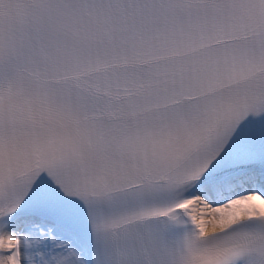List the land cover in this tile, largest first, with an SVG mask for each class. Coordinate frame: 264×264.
Returning a JSON list of instances; mask_svg holds the SVG:
<instances>
[{
	"label": "snow or ice",
	"instance_id": "6c2138e0",
	"mask_svg": "<svg viewBox=\"0 0 264 264\" xmlns=\"http://www.w3.org/2000/svg\"><path fill=\"white\" fill-rule=\"evenodd\" d=\"M0 264H264V0H0Z\"/></svg>",
	"mask_w": 264,
	"mask_h": 264
}]
</instances>
